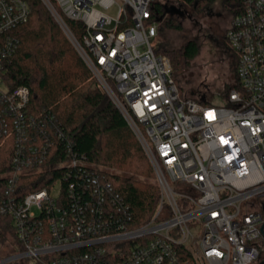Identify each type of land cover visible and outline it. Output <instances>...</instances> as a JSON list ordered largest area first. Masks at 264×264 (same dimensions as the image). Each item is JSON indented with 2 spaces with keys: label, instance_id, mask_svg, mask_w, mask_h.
Returning <instances> with one entry per match:
<instances>
[{
  "label": "built area",
  "instance_id": "built-area-1",
  "mask_svg": "<svg viewBox=\"0 0 264 264\" xmlns=\"http://www.w3.org/2000/svg\"><path fill=\"white\" fill-rule=\"evenodd\" d=\"M43 1L137 135L161 195L140 226H130L127 206L98 173L80 174L67 200L60 180L21 200L8 197L42 149L27 136L29 89L4 79L11 52L3 34L27 21L31 8L0 0V143L15 144L0 200L11 226L0 238V264H180L182 246L194 262L264 264V0H242L227 28L239 60L237 85L221 105L182 96L170 57L151 44L167 17L155 3L170 0H54L83 23L80 40ZM86 165L73 157L60 167Z\"/></svg>",
  "mask_w": 264,
  "mask_h": 264
},
{
  "label": "trees",
  "instance_id": "trees-1",
  "mask_svg": "<svg viewBox=\"0 0 264 264\" xmlns=\"http://www.w3.org/2000/svg\"><path fill=\"white\" fill-rule=\"evenodd\" d=\"M27 1L31 8L28 20L2 37L4 41L9 39L11 52L5 61L4 79L10 87L24 85L29 89L27 110L34 124L29 126L27 136L30 144L45 150L33 155L36 162L21 176L15 192L8 197L21 200L32 191L43 187L50 189L60 180L62 196L67 200L65 191L72 182L78 185L80 174L98 173L111 182L120 203L127 206L130 226L147 223L156 212L161 194L157 184L141 179L153 177L154 171L140 140L120 109L100 87L48 5L43 0ZM185 1L191 0H170L168 6L156 1V10L162 14L167 8H177ZM51 2L80 40L83 23L66 17L59 5L54 0ZM225 4L233 16L243 6L242 0H226ZM176 24L169 21L170 26ZM156 51L170 57L175 73L198 55L199 46L191 39L177 50L166 47ZM231 60L236 78L237 53H233ZM236 85H228L227 92ZM195 98L210 103L202 97ZM10 142L0 143V200L7 196L6 173L12 169L15 144ZM73 157L86 159L87 165L60 167ZM108 167L120 172L103 169ZM9 220V216L0 217L2 242L10 232ZM180 252V264H205L194 262L193 254L185 246L180 247Z\"/></svg>",
  "mask_w": 264,
  "mask_h": 264
},
{
  "label": "rangeland",
  "instance_id": "rangeland-1",
  "mask_svg": "<svg viewBox=\"0 0 264 264\" xmlns=\"http://www.w3.org/2000/svg\"><path fill=\"white\" fill-rule=\"evenodd\" d=\"M225 1L191 0L179 4L177 8H167L165 10L167 17L165 22L159 26L158 37L151 40L152 46L161 50L166 47L169 50H177L183 43L191 39L197 42L198 55L183 70L174 73L182 96L186 94L194 98L202 97L212 104L221 105L225 102L224 94L227 92L228 85L235 82V68L231 60L235 51L226 38V31L233 18V12L225 4ZM163 2L165 6H168L167 2ZM106 12L111 16L116 15L115 8L107 9ZM52 14L54 15V13ZM169 21H174L177 26H170ZM62 29L70 39L66 30ZM73 45L75 46V44ZM75 48L80 54L79 49L76 46ZM103 169L113 173L120 172L116 168ZM153 171V177L149 179L141 177V179L157 184L161 194V187L154 168Z\"/></svg>",
  "mask_w": 264,
  "mask_h": 264
},
{
  "label": "crops",
  "instance_id": "crops-1",
  "mask_svg": "<svg viewBox=\"0 0 264 264\" xmlns=\"http://www.w3.org/2000/svg\"><path fill=\"white\" fill-rule=\"evenodd\" d=\"M162 24H160L159 26H161Z\"/></svg>",
  "mask_w": 264,
  "mask_h": 264
}]
</instances>
